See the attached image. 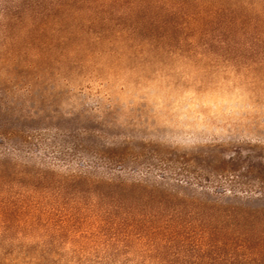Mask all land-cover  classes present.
I'll list each match as a JSON object with an SVG mask.
<instances>
[{"label": "rangeland", "instance_id": "1", "mask_svg": "<svg viewBox=\"0 0 264 264\" xmlns=\"http://www.w3.org/2000/svg\"><path fill=\"white\" fill-rule=\"evenodd\" d=\"M0 128L234 157V172L258 187L264 0H0ZM87 159L44 158L57 177ZM14 161L0 165V264H264L261 220L153 208L137 191L119 204L95 191L104 188L95 178L63 191L58 180L32 187L14 169L25 158ZM220 191L212 196L222 204L241 200ZM243 206L261 217L264 197Z\"/></svg>", "mask_w": 264, "mask_h": 264}, {"label": "trees", "instance_id": "2", "mask_svg": "<svg viewBox=\"0 0 264 264\" xmlns=\"http://www.w3.org/2000/svg\"><path fill=\"white\" fill-rule=\"evenodd\" d=\"M83 134L84 132L77 134L67 130L52 132L48 128L17 131L0 128V165L16 163L14 160L17 157L20 162L25 158L27 165H15L14 169L20 168L24 176L32 179V187L41 185L46 188L52 180H58L57 189L63 191L67 187L74 189L95 178L98 185H104L103 189L95 186V191L101 197L119 204H126L128 197L125 193L135 194L137 191L142 194L144 203L153 208L156 205H161V208L191 205L196 210L209 211L210 217L221 213L220 219L224 221L254 223L252 220H261L264 223V214L256 217L243 206V201L264 197V173L259 171L258 187L245 185V175L234 172L237 163L234 157L225 161L206 155L163 153L154 148L131 151L122 145H87L80 140ZM89 135L94 134L92 132ZM5 145H10L11 149H7ZM53 150L60 159L67 162L78 154L83 159H92L84 167L76 170L69 167L67 175L57 177L44 160L46 153ZM33 151H37L35 156ZM38 160L40 165L34 167L33 163ZM142 168L144 170L140 177L135 182L128 183V180H133L136 176V171ZM155 171L160 174L155 176ZM217 186L221 187L220 194L241 200L233 204L220 203L221 196H212V190Z\"/></svg>", "mask_w": 264, "mask_h": 264}]
</instances>
